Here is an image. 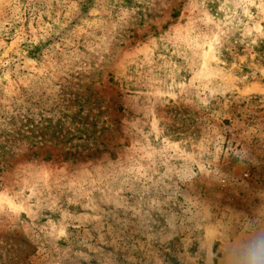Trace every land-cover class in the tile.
<instances>
[{"label":"rangeland","instance_id":"1","mask_svg":"<svg viewBox=\"0 0 264 264\" xmlns=\"http://www.w3.org/2000/svg\"><path fill=\"white\" fill-rule=\"evenodd\" d=\"M235 238L264 264V0H0V264Z\"/></svg>","mask_w":264,"mask_h":264},{"label":"bare ground","instance_id":"2","mask_svg":"<svg viewBox=\"0 0 264 264\" xmlns=\"http://www.w3.org/2000/svg\"><path fill=\"white\" fill-rule=\"evenodd\" d=\"M9 205L13 206L11 202L9 203ZM218 234L219 233L215 229H207L206 232H205V238H206L207 242H210L213 238L218 237ZM233 241H234L233 243H229V244L224 242V246H223V250H224L223 254H224V256L220 260V264H229V262H228V259H229L228 256L230 255V253L228 252L229 248L239 245V239L238 238L237 239L235 238V240H233ZM239 247H240V245H239ZM235 249H237V248H235ZM227 254H228V256H227ZM247 256H249V255H247ZM230 261H231V259H230Z\"/></svg>","mask_w":264,"mask_h":264}]
</instances>
